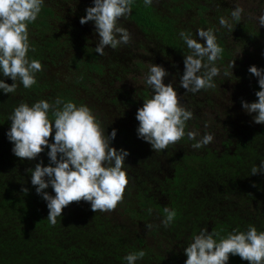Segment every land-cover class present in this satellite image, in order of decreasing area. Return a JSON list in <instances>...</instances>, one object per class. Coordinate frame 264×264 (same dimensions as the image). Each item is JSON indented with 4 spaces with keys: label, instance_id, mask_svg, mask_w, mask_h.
<instances>
[{
    "label": "trees",
    "instance_id": "16d2710c",
    "mask_svg": "<svg viewBox=\"0 0 264 264\" xmlns=\"http://www.w3.org/2000/svg\"><path fill=\"white\" fill-rule=\"evenodd\" d=\"M234 4V0H152L145 5L144 0H133L131 14L119 21L129 31L130 42L116 49L106 47L100 55L95 50L99 35L94 21L80 23L86 9L94 6L93 0H44L37 19L28 25L40 34L38 38L29 34L28 57L40 61L42 71L35 73L36 83L30 88L17 80L14 93L0 89V264H127L124 257L141 250L145 256L136 264H184V251L162 249L158 238H154V246L141 238L137 220L143 221V228L152 236L158 233L172 244L180 239L189 245L205 228L221 237L234 230L246 232L250 226L264 231V172L252 175L251 171L264 161V124L252 123L251 114L242 107V101L258 99L259 78L249 72V61L245 64L246 59L239 58L230 41L264 40V28L257 27L245 11L240 21L234 20ZM221 17L232 25L231 31L220 25ZM72 26L83 42H73ZM85 27L91 28L98 43L86 38ZM201 28L212 29L223 48L222 58L215 62L220 74L213 78L214 88L186 92L179 81L190 50L180 33L200 39L196 33ZM244 45L240 43V47ZM153 64L167 69L164 82H173L181 104L193 112L185 136L162 151H154L140 138L139 121H132L144 99L153 95L146 83ZM257 67L264 69V58ZM0 79L14 83L2 73ZM229 83L247 90L228 103L216 102L217 94ZM57 98L90 107L105 133L117 130L112 146L129 151L124 163L129 183L115 210L95 213L89 202H74L52 225L47 219V202L37 193L28 172L41 161L44 166L50 163L49 149L34 160H22L14 154L7 133L10 117L21 103L31 106L48 100L54 104ZM237 119H242L240 132L230 129ZM189 131L197 133V140L205 134L214 139L195 149ZM131 161L138 169H133ZM45 191L55 195L51 186ZM165 207L176 212L167 227L163 224ZM154 247L163 253H156ZM242 261L238 255H230L228 264H244Z\"/></svg>",
    "mask_w": 264,
    "mask_h": 264
},
{
    "label": "clouds",
    "instance_id": "9594fccd",
    "mask_svg": "<svg viewBox=\"0 0 264 264\" xmlns=\"http://www.w3.org/2000/svg\"><path fill=\"white\" fill-rule=\"evenodd\" d=\"M44 0H0V73L10 77L14 83L0 79V89L5 93H14L19 80L25 88L36 83L35 73L42 71V64L29 59L28 25L38 17ZM151 5L152 0H144ZM94 6L86 9V15L80 23L94 21L99 43L95 50L103 55L106 47L116 49L131 40L129 31L120 26L119 21L131 14L133 0H93ZM244 9L237 6L231 16L240 21ZM264 26V15L259 17ZM221 26L232 30V25L223 17ZM190 54L185 55V69L179 84L186 92L196 93L201 89L214 88L213 78L220 74L216 61L222 58L223 48L216 42L212 29H199L193 38L187 32L180 33ZM204 41V42H201ZM235 60L229 63L233 69ZM249 72L258 77L260 90L254 102L242 101L243 109L255 113L253 120L264 124V69L252 65ZM169 75L167 69L159 64L150 67L146 79L153 95L144 99L143 106L136 114L139 121L138 136L150 143L154 151L165 150L170 144H176L185 136L186 122L193 117V112L181 104L177 88L172 83H165ZM228 71L225 70V76ZM62 105V106H61ZM51 113V117L49 115ZM11 127L7 133L14 144L13 152L20 159L34 160L45 148H48L50 163L43 161L34 168H29L31 183L47 202V219L52 225L63 209L72 203L89 202L93 212L115 210L122 202L126 186L129 183L127 170L124 168L129 151L112 146L117 130L105 133L90 107L77 106L74 102H63L57 98L54 104L40 100L31 106L21 103L11 117ZM54 142L50 143L53 136ZM188 139L195 141L192 147L200 149L210 144L214 137L205 134L199 140L197 133L189 131ZM252 175L264 172V161L259 167L252 168ZM49 186L55 195L45 191ZM23 191L28 192L27 188ZM163 224L170 225L176 212L167 207ZM151 229L152 225H146ZM216 237H219L217 239ZM187 256L185 264H227L230 255H238L249 264H264V231L250 226L245 231L234 230L226 237L219 232L203 229L195 235L184 249ZM145 256L144 251L128 254L124 257L127 264H136Z\"/></svg>",
    "mask_w": 264,
    "mask_h": 264
},
{
    "label": "rangeland",
    "instance_id": "374dc122",
    "mask_svg": "<svg viewBox=\"0 0 264 264\" xmlns=\"http://www.w3.org/2000/svg\"><path fill=\"white\" fill-rule=\"evenodd\" d=\"M215 1L216 0H212V2H215ZM234 1H235V4H234L235 7H237V6L242 7L244 9L245 13L247 14V16L252 17V20L255 22L257 27L264 28V26H262L260 24V22H259V17L261 15H264V0H259V2H256V4H255L256 0H234ZM60 15H62L63 17L65 16L64 13L60 14ZM247 16H243V18H245ZM72 19H73V17H72ZM67 22H69V24H70V22H72V20H68ZM74 25L77 27L76 24H74ZM90 29L91 28H89V27H85L84 30L82 31V33L86 36V38L88 40H91V43L94 42V41L96 43H98L96 37L93 36V31H91ZM28 30H29V34L31 35V37H35V38L39 37L40 34L38 32L33 31V30L29 29V28H28ZM77 30H78V28L74 29L75 32ZM70 33H71V37H73V42L75 44L84 41L83 38L80 35L79 36H75V34L73 32V26L70 29ZM230 41H232L231 42V43H233L232 46H234V48H235L234 52H236V54L239 56V58L241 57V58L246 59V60H244L245 64H247L248 61H249V66L250 65L251 66L252 65H255V66L260 65V62L264 58V40L263 39H256L254 42L250 41V40L238 41V40H231V39H230ZM240 43H241V45L244 44V43L246 45H244V47H240ZM247 53H249V55H251L250 58H249V55ZM137 80L141 81V79L139 77H137ZM131 83H133V82H131ZM139 85L143 88V87H145V82L141 81L139 83ZM223 88H224V92L217 94V97L215 98L216 102L228 103L229 100L234 99V98L238 97L239 95L242 97L243 96L242 92L247 90L243 86L241 88L240 87H235L234 84H230V83L229 84H225ZM232 90L234 92H232ZM198 112H200V111H198ZM129 114H130V112H129ZM254 115H255V113H253V114H251L249 116L250 117L249 119L251 120L252 123H254V120H253ZM129 120H130V118L128 119V122H129ZM237 120L238 121L235 120L234 122L231 123L230 129H232L233 131L235 130L237 132H240L239 127L241 125L240 123L242 122V119H237ZM132 121L136 122L138 120L134 119ZM221 134L222 133H220L218 135V140L220 139ZM131 164H132L134 170L138 169V164L135 161H131ZM113 216H115V214H113ZM137 222L138 223H136V225H135V227L137 228V234L141 238H145L148 241V244L152 243L153 246H154V244H155V242H153L154 238H158V240H159L158 244H159V246L162 249H169L168 247H170V248L172 247L174 249V252L178 253V254H180V252L183 253L185 247L188 246V244L184 240L181 241L180 239H178L177 240L178 242L173 241V244H172L171 242H169V240L167 238L161 237L158 233L155 236L154 235L152 236L149 233L148 229L143 228L144 225L142 224V222H143L142 220H137ZM132 239H134V238H132ZM181 248H182V251H181ZM154 250H155L156 253H161V252L163 253L162 250L157 249L156 247H154ZM184 253H185V251H184ZM242 262H244V264H245L247 261L243 260ZM177 263H178V261H177ZM228 263L229 262H227V264ZM184 264H185V262H184Z\"/></svg>",
    "mask_w": 264,
    "mask_h": 264
}]
</instances>
